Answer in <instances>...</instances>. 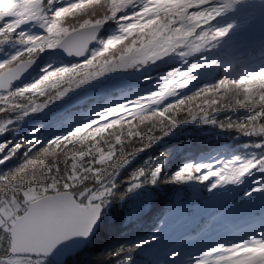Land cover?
I'll return each mask as SVG.
<instances>
[{
  "label": "rangeland",
  "instance_id": "1",
  "mask_svg": "<svg viewBox=\"0 0 264 264\" xmlns=\"http://www.w3.org/2000/svg\"><path fill=\"white\" fill-rule=\"evenodd\" d=\"M55 1L0 0V71L22 53L38 52L35 65L38 74L7 92H0V101L8 106L7 112L0 116V165L6 160L4 151L11 141L36 140L52 131L56 132L54 137H59L73 131L72 139L85 146L83 153L75 155L69 163L65 190L81 184L92 171L96 173V161L110 156L113 145L119 140L100 141L98 137L106 127L158 107L198 81L209 79L219 65L227 66L228 60L252 44L264 42L262 7L226 11L215 0H112L109 14H119L115 25L109 27L105 18L95 22L104 23L109 34L98 37L81 60L67 65L51 51L67 33L47 20L46 13ZM126 35H133L132 41L137 42L131 51L94 64L97 54ZM160 61L165 67L171 66L163 70L164 73L160 72L161 75L154 74ZM262 66L257 77L264 82ZM151 79V83L146 84ZM64 81L66 84L59 88ZM126 88H132V93L115 99L105 111L96 110L91 117L79 114L74 120L56 123L66 119L85 99L106 98L109 93ZM52 90V100L42 104L20 103ZM261 116L262 113L253 111L245 117L258 119ZM195 129H200V133L212 132L206 139L217 136L204 116L172 128L169 134H187ZM162 162V158L149 161L152 181ZM181 167L176 175L188 191L176 192L172 211L161 220L160 228L153 231L155 238L146 249L148 256L155 264H264V236L250 224L261 210L264 213V129L251 131L245 141L234 148L220 144L214 151ZM100 179V175H96V185L83 188L74 196L76 201L103 203L107 208L113 176ZM59 185L60 182L52 179L17 195L0 197V229L9 237L10 225L25 211L27 203L58 192ZM246 188H252L251 193L243 202L230 207L227 215L239 218L244 227L242 231L227 235L219 231L212 237L208 233L201 242L183 241L170 247L172 240L193 227L201 215L220 209ZM128 189L125 221L140 217L153 197L140 180L133 181ZM140 252L111 264H147L148 259H143ZM0 264L54 263L47 258L7 255L0 258Z\"/></svg>",
  "mask_w": 264,
  "mask_h": 264
},
{
  "label": "trees",
  "instance_id": "2",
  "mask_svg": "<svg viewBox=\"0 0 264 264\" xmlns=\"http://www.w3.org/2000/svg\"><path fill=\"white\" fill-rule=\"evenodd\" d=\"M111 1L56 0L47 11L46 17L50 24L66 32L95 24L104 18L110 27L115 25L119 17L117 13L109 14ZM108 32L107 28L101 36L108 35ZM132 37L133 35H126L119 42L106 47L94 57V64L98 65L131 51L134 44H137L132 41ZM37 57V51L22 53L6 63L3 69L20 60ZM60 61L67 65L72 64L71 61L62 58ZM262 65H264V42L252 44L248 49L228 60L227 66L219 65L209 79L198 81L154 109L106 127L104 133L98 137L99 140L108 142L119 140V142L113 145L110 156L96 161L94 168L96 173L92 171L81 184L68 187L67 190L64 186L68 184L69 163L75 155L83 153L85 146L84 143L72 139L73 131L59 137H54L53 134L56 132L52 131L36 140L24 138L16 142L11 141L8 149L4 151L6 160L0 165V197L17 195L22 190L44 185L52 179L60 182L56 191H69L75 196L83 188L95 186L96 175H100L101 181L113 176V189L107 198V208L100 203L103 211L95 235L83 250L68 257L64 264H111L139 251L143 259H148L147 264H155L154 259L146 252L148 244L155 238L153 231L160 228L161 220L170 210L172 211L171 205L176 192L188 191L176 175V172L181 170L182 164L197 161L202 154L214 151L220 144L234 148L244 142L245 136L251 131L264 129V82L259 81L257 77L258 72L260 73L263 68ZM170 66L165 67L162 61L157 62L153 73L161 75L164 73L163 70H167ZM37 68L36 66L31 76L38 74ZM152 80L146 81V84L151 83ZM65 84L66 81L62 82L59 88ZM53 93L52 90L30 96L20 103L29 101L42 104L52 100ZM129 93H132V88L111 92L106 98H87L80 106L74 107L75 109H72V113L66 119H59L56 123L62 124L74 120L79 114L91 117L96 110H106L115 99ZM7 110L8 106L0 101V116ZM253 111L262 113V116L258 119L245 117ZM203 116L207 117L217 136L206 139L207 134L213 135L212 132L200 133V129L175 136L169 134L172 128ZM155 158H162L163 162L152 181V167L149 166V161ZM135 180L142 181L151 190L153 197L140 217L125 221V204L130 194L128 188ZM251 191L252 188L243 189L220 209L201 215L193 227L172 240L170 247L179 245L183 241L201 242L208 233L212 237L219 231L222 235L237 234L239 230L242 231L244 227L239 223V218L233 219L227 215L229 208L243 202ZM81 203H84L83 199L80 200L79 204ZM254 212L259 214L258 211ZM263 214L261 210L258 218L250 224L254 225L256 232L261 231L264 236ZM9 242L8 234L0 229V258L8 255Z\"/></svg>",
  "mask_w": 264,
  "mask_h": 264
},
{
  "label": "water",
  "instance_id": "3",
  "mask_svg": "<svg viewBox=\"0 0 264 264\" xmlns=\"http://www.w3.org/2000/svg\"><path fill=\"white\" fill-rule=\"evenodd\" d=\"M226 11L264 8V0H215ZM106 29L104 23L67 32L51 51L67 61L81 60ZM37 59H23L0 71V92L21 84L32 75ZM103 211L100 203L79 204L69 191L49 193L27 203L25 211L10 225V256H30L64 264L84 249L95 235Z\"/></svg>",
  "mask_w": 264,
  "mask_h": 264
}]
</instances>
